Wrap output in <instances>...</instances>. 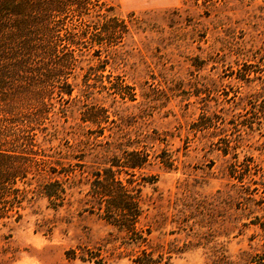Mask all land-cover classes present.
I'll return each mask as SVG.
<instances>
[{"label":"rangeland","instance_id":"rangeland-1","mask_svg":"<svg viewBox=\"0 0 264 264\" xmlns=\"http://www.w3.org/2000/svg\"><path fill=\"white\" fill-rule=\"evenodd\" d=\"M117 2L126 37L104 72L83 59L39 139L73 168L65 203L24 200L0 223V264H131L147 248L169 264H250L264 253L251 224L264 215V0ZM134 150L148 162L122 175L143 214L133 242L88 192L94 171Z\"/></svg>","mask_w":264,"mask_h":264},{"label":"trees","instance_id":"trees-1","mask_svg":"<svg viewBox=\"0 0 264 264\" xmlns=\"http://www.w3.org/2000/svg\"><path fill=\"white\" fill-rule=\"evenodd\" d=\"M189 1L209 7L224 0ZM119 8L117 0H0V223L19 220L24 200L36 195L63 207V176L68 178L73 168L53 161L43 148L49 141L45 121L58 113L57 102L72 96L73 76L84 71L83 59L96 56L102 62L100 69L87 70L89 75L104 72L108 62L102 57L128 33ZM147 162L139 150L124 151L90 179L93 210L133 242L142 233L143 214L133 185L122 175L134 176ZM236 172L232 168L231 177ZM237 178L244 184V174ZM251 224L264 234V215ZM132 257L131 264H169L148 248ZM251 258L250 264H264V253Z\"/></svg>","mask_w":264,"mask_h":264}]
</instances>
